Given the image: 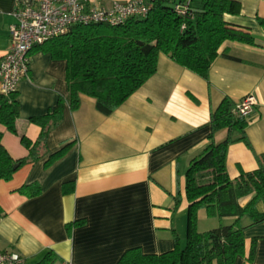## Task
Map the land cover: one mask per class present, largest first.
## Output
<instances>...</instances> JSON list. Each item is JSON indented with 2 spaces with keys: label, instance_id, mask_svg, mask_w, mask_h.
<instances>
[{
  "label": "crops",
  "instance_id": "1",
  "mask_svg": "<svg viewBox=\"0 0 264 264\" xmlns=\"http://www.w3.org/2000/svg\"><path fill=\"white\" fill-rule=\"evenodd\" d=\"M127 1L102 0L105 5ZM230 1L239 4L240 12L224 15V22L247 31L253 45L224 42L206 80L161 54L154 75L110 116L100 114L95 100L84 95L71 111L65 101L66 63L40 48L31 51L28 79L16 91L17 134L0 125L1 143L11 159L29 155L20 136L35 142L40 134L30 120L52 112L60 99L64 104L42 156L20 167L10 181H0L1 252L18 253L23 264H38L47 253L58 258L54 264H117L131 249L159 255L171 251L176 238L183 247L185 173L208 145L210 116L224 99L235 105L246 96L256 100L244 133L249 146L238 140L227 147L226 173L233 181L257 169L264 156V27L258 23L264 19V0ZM32 3L0 0V59L9 49L16 9ZM240 136L221 130L213 141ZM66 146L62 156L49 162ZM31 184L39 186L36 197L19 192ZM64 184L68 193H63ZM252 197H241L238 205L244 207ZM214 219L200 209L198 232ZM243 238L244 255L235 264H264V222L246 227Z\"/></svg>",
  "mask_w": 264,
  "mask_h": 264
},
{
  "label": "trees",
  "instance_id": "2",
  "mask_svg": "<svg viewBox=\"0 0 264 264\" xmlns=\"http://www.w3.org/2000/svg\"><path fill=\"white\" fill-rule=\"evenodd\" d=\"M150 4L145 17H135L119 27L103 25L74 26L61 37L36 46L50 53L55 60L66 63L65 81L68 96L65 100L75 111L80 95L95 100L96 110L110 116L130 96L154 75L159 55L206 80L220 46L226 41H240L253 45L252 36L244 30L224 22V15H237L238 3L230 0H193L186 15L176 12L181 0H146ZM264 27V19L258 18ZM64 100H58L52 112L30 121L40 127L35 142L20 136V143L28 150V157L13 160L2 146L0 133V181H10L26 163L40 158L48 131L61 118ZM235 104L224 99L211 114L208 145L194 158L185 173V196L188 202L185 245L175 239L171 251L159 255H145L139 249L126 251L117 264H235L244 255L243 230L264 222V156L258 167L230 180L225 167L227 147L238 140L248 145L245 129L248 119L235 115ZM19 115L16 93L0 95V125L16 135L15 123ZM235 130L239 139H226L215 144L214 135ZM249 146V145H248ZM68 146L51 156L49 162L62 156ZM18 165L16 169L14 166ZM63 185V193L70 189ZM27 197H36L39 186L31 184L19 190ZM253 193L244 206L238 199ZM203 209L208 218L233 219L228 225L205 232L197 230V212ZM0 216L2 210L0 208ZM255 240L252 241L248 261L252 262ZM58 258L47 253L38 264H54Z\"/></svg>",
  "mask_w": 264,
  "mask_h": 264
},
{
  "label": "built area",
  "instance_id": "3",
  "mask_svg": "<svg viewBox=\"0 0 264 264\" xmlns=\"http://www.w3.org/2000/svg\"><path fill=\"white\" fill-rule=\"evenodd\" d=\"M193 0H181L175 10L186 15ZM150 4L146 0L112 2L102 0H33L31 6L18 7L15 24L10 27L8 52L0 59V94H15L18 84L28 79L30 54L36 46L66 35L74 26L103 25L119 27L135 17H145ZM256 100L246 96L235 106V115L248 119ZM16 252H1L0 264H23Z\"/></svg>",
  "mask_w": 264,
  "mask_h": 264
},
{
  "label": "rangeland",
  "instance_id": "4",
  "mask_svg": "<svg viewBox=\"0 0 264 264\" xmlns=\"http://www.w3.org/2000/svg\"><path fill=\"white\" fill-rule=\"evenodd\" d=\"M216 223H213L212 226H205V227H201L199 228V230L201 229V231H209L211 229L217 228L218 226H220L221 224L219 223L218 219H214ZM223 225H228L227 223L223 224Z\"/></svg>",
  "mask_w": 264,
  "mask_h": 264
},
{
  "label": "water",
  "instance_id": "5",
  "mask_svg": "<svg viewBox=\"0 0 264 264\" xmlns=\"http://www.w3.org/2000/svg\"><path fill=\"white\" fill-rule=\"evenodd\" d=\"M17 167H18V165H15V166H14V169H16Z\"/></svg>",
  "mask_w": 264,
  "mask_h": 264
}]
</instances>
